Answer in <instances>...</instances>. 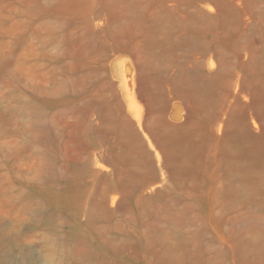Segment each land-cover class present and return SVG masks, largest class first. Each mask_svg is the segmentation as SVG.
<instances>
[{
  "label": "rangeland",
  "instance_id": "obj_1",
  "mask_svg": "<svg viewBox=\"0 0 264 264\" xmlns=\"http://www.w3.org/2000/svg\"><path fill=\"white\" fill-rule=\"evenodd\" d=\"M0 264H264V0H0Z\"/></svg>",
  "mask_w": 264,
  "mask_h": 264
}]
</instances>
